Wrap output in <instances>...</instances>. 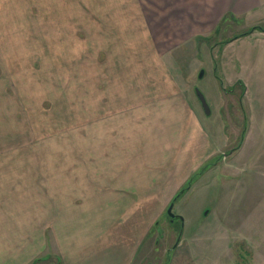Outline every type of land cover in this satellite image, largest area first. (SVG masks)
<instances>
[{
  "label": "rangeland",
  "instance_id": "374dc122",
  "mask_svg": "<svg viewBox=\"0 0 264 264\" xmlns=\"http://www.w3.org/2000/svg\"><path fill=\"white\" fill-rule=\"evenodd\" d=\"M157 5L0 0L2 264H58L56 253L44 260L47 215L105 183L94 174L104 152L150 146L132 111L171 101L178 84L199 123L178 122L171 172L177 184L199 176L174 201L183 220L167 214L173 199L157 209L134 264H264V30L252 29L264 12L226 17L168 53L175 41L156 47L149 30Z\"/></svg>",
  "mask_w": 264,
  "mask_h": 264
},
{
  "label": "crops",
  "instance_id": "0c3cea01",
  "mask_svg": "<svg viewBox=\"0 0 264 264\" xmlns=\"http://www.w3.org/2000/svg\"><path fill=\"white\" fill-rule=\"evenodd\" d=\"M263 12L264 0H162V6L157 5L155 12L149 14L148 25L156 36V47L175 41V46L168 50L171 53L184 42L212 33L226 17L241 18ZM169 32L170 37L166 34ZM177 86L171 101H157L132 111L139 112L149 126V135L144 140L150 146L142 147L139 145L142 141H136L129 152H104L105 172L94 174L95 177L101 175L105 183L92 181L96 190H91L95 194L90 198L72 199L66 206L57 207L64 209L47 215L50 231L48 237H45L46 231L43 233L44 253L48 251L44 260L47 261L52 252L56 253L58 264L136 262L157 209L166 207L191 176L184 175L177 184L171 172L172 143L175 142L172 133L179 127L178 122L189 117L199 123L195 109L185 99V90L180 88L181 84ZM181 109L183 112L175 111ZM128 120L125 117L122 122L127 128ZM151 130L158 136H152ZM138 147L143 148L145 154L139 152Z\"/></svg>",
  "mask_w": 264,
  "mask_h": 264
},
{
  "label": "water",
  "instance_id": "95a60500",
  "mask_svg": "<svg viewBox=\"0 0 264 264\" xmlns=\"http://www.w3.org/2000/svg\"><path fill=\"white\" fill-rule=\"evenodd\" d=\"M196 94L204 108V110L206 111L207 114H210V109H209V105L206 101V98L205 96L203 95V93L199 90V89H196ZM173 208H174V201H172L167 209V214L168 216L171 218V220H175V219H180V220H183V218L179 215H176L174 214L173 212Z\"/></svg>",
  "mask_w": 264,
  "mask_h": 264
},
{
  "label": "trees",
  "instance_id": "16d2710c",
  "mask_svg": "<svg viewBox=\"0 0 264 264\" xmlns=\"http://www.w3.org/2000/svg\"><path fill=\"white\" fill-rule=\"evenodd\" d=\"M252 29H253V30H255V29L264 30L261 26H255V27H253ZM252 29H251V30H252ZM251 30H250L248 33H244L243 35L249 34V33L251 32ZM202 168H203V167H202ZM202 170H204V169H202ZM197 176H199V171L196 172L194 175L191 176V178H190V179L188 180V182L186 183V184H187L186 187H183V188H182V189L176 194V196L173 198L172 201H175L178 197H180L181 195L185 194L187 188L191 186L193 180H194Z\"/></svg>",
  "mask_w": 264,
  "mask_h": 264
}]
</instances>
